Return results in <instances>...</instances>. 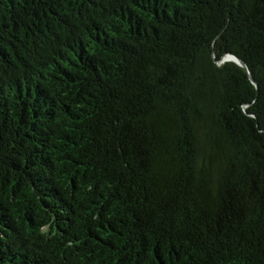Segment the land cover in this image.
<instances>
[{"label":"trees","instance_id":"1","mask_svg":"<svg viewBox=\"0 0 264 264\" xmlns=\"http://www.w3.org/2000/svg\"><path fill=\"white\" fill-rule=\"evenodd\" d=\"M0 264H264V0H0Z\"/></svg>","mask_w":264,"mask_h":264},{"label":"water","instance_id":"2","mask_svg":"<svg viewBox=\"0 0 264 264\" xmlns=\"http://www.w3.org/2000/svg\"><path fill=\"white\" fill-rule=\"evenodd\" d=\"M226 61H234V62H236L237 64H239L240 66L245 67V68L248 70V72H249V74H250V77H251L252 81H253L256 85H258L257 82L255 81L253 75L251 74V71H250L248 65L246 64V62H245L243 59L239 58V57H238L237 55H235V54L228 53L220 63H223V62H226Z\"/></svg>","mask_w":264,"mask_h":264}]
</instances>
